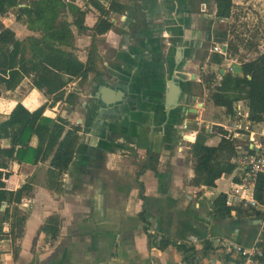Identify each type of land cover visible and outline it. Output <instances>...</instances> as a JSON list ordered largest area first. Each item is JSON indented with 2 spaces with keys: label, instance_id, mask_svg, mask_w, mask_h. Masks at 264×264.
I'll use <instances>...</instances> for the list:
<instances>
[{
  "label": "crops",
  "instance_id": "crops-1",
  "mask_svg": "<svg viewBox=\"0 0 264 264\" xmlns=\"http://www.w3.org/2000/svg\"><path fill=\"white\" fill-rule=\"evenodd\" d=\"M123 3L126 14H112L113 29L97 38L101 60L96 72L85 83L77 80L67 88V95L77 94V102H60L45 113L82 129L74 161L62 176L61 191L47 187L49 162L36 166L32 196L20 206L29 218L17 258L9 239L11 223L0 220V264H187L174 246L160 249L163 237L193 244L200 251L213 244L215 249L197 264H231L216 253L220 241L232 240L246 248L264 246L262 208H252L242 217L212 214L215 199L227 196L239 181L237 166L216 188L191 185L195 172L192 144L186 137L204 130L211 134L209 145L226 140L211 132L216 124H225L228 115L217 107L207 118L208 105H214L203 78L221 69L228 73L236 62L226 59L227 67L210 63L214 47L227 46L215 42L217 25L225 21L216 18L214 0ZM13 22L8 28L18 39L37 35L16 18ZM75 32L78 53L86 61L92 38ZM48 102L26 79L17 90L2 94L0 122L19 103L35 111ZM37 144L34 138L31 146ZM2 146L8 148L10 142L4 140ZM152 156L157 171L150 168ZM20 169L12 164L8 189L17 191L28 180ZM51 215L62 220L60 235L36 243ZM150 235L157 236L155 243Z\"/></svg>",
  "mask_w": 264,
  "mask_h": 264
},
{
  "label": "trees",
  "instance_id": "trees-1",
  "mask_svg": "<svg viewBox=\"0 0 264 264\" xmlns=\"http://www.w3.org/2000/svg\"><path fill=\"white\" fill-rule=\"evenodd\" d=\"M33 0L23 5L21 0H0V16L5 17L16 11V20L37 35L24 40L5 27L0 21V100L4 92H13L22 82L29 79L33 87L50 99L35 111L28 110L21 103L17 104L9 117L0 122V220L10 222L11 239L15 258L20 253L29 213L20 206L31 198L34 190L35 168L49 162L47 187L59 193L62 188V176L74 161L81 141L80 126H74L61 116L50 118L45 115L48 108L58 103L75 104L76 93L67 95L71 82L81 80L85 83L89 75L96 72L101 56L97 38L107 34L114 27L109 17L112 14H126L128 8L123 0ZM216 18L219 21L230 20L233 16L234 0H214ZM92 38L86 61H82L76 46V32ZM215 42L227 44L226 55L214 53L210 63L221 66L226 59L234 60L243 67L244 78L234 77L228 72H210L203 78L209 91L210 101L215 107L224 110L226 115H233L238 103H245L250 118L255 123H264V52L253 55L252 50L242 53L239 43L229 40L226 31H216ZM247 46V44L245 45ZM250 47L253 45L249 44ZM254 50L258 51L255 46ZM222 134H226L220 130ZM210 133L202 130L196 142L190 147L195 177L191 181L194 187L216 188L218 181L229 177L235 170L232 163L234 149L224 140L220 145H209ZM36 138L38 144L31 146ZM8 140L5 148L2 141ZM17 163L22 174L28 176L26 183L17 191L8 189L7 181L12 176L11 166ZM158 162L151 158L150 168L157 171ZM144 168H142L143 170ZM264 176L258 180L255 197L264 204ZM6 208L3 210V206ZM252 208L227 205V196L221 194L213 202L214 217L231 218L247 215ZM144 217V215H143ZM145 221V218H143ZM62 220L59 215H51L44 222L36 243L42 237L52 241L60 235ZM3 236V227H0ZM151 242L157 236L150 235ZM158 242V241H157ZM165 250L174 246L187 264H197L199 259L214 250L208 243L203 250L193 244L177 243L163 237L158 243ZM230 263L229 257L223 258Z\"/></svg>",
  "mask_w": 264,
  "mask_h": 264
},
{
  "label": "built area",
  "instance_id": "built-area-1",
  "mask_svg": "<svg viewBox=\"0 0 264 264\" xmlns=\"http://www.w3.org/2000/svg\"><path fill=\"white\" fill-rule=\"evenodd\" d=\"M214 52L222 54V47H214ZM228 72L232 73L233 69L229 67ZM216 125L218 127L211 132L233 144L232 163L240 171L239 181L227 193V205L262 208L264 211V204L255 197L258 180L264 176V123L253 122L247 105L238 103L233 115L227 116L226 123ZM187 127L186 125L185 128ZM220 130L226 134H222ZM186 138L194 144L197 135L192 134ZM260 244L246 248L235 241L224 240L219 242L216 253L223 258L229 257L231 264H264V246Z\"/></svg>",
  "mask_w": 264,
  "mask_h": 264
},
{
  "label": "rangeland",
  "instance_id": "rangeland-1",
  "mask_svg": "<svg viewBox=\"0 0 264 264\" xmlns=\"http://www.w3.org/2000/svg\"><path fill=\"white\" fill-rule=\"evenodd\" d=\"M31 1L33 0H21V3L25 5ZM210 8L212 6L208 7V12H210ZM15 18V10L3 18L0 16L5 27H11ZM217 21L214 19V22ZM218 25V31L223 30L227 32L228 41L232 40L239 43L242 53H248L247 50L250 49L252 50L251 53L255 56L256 53L264 50V0H236L232 18L223 23H218ZM17 29L21 33L23 26L20 25ZM246 44L247 46H245ZM249 44L253 46L250 47ZM258 45L262 46V49L260 51L254 50L255 46L258 47ZM202 67L207 66L202 65ZM223 67H227V64L224 63ZM208 109L210 112L207 114V118H212V113L215 114L218 111V108L212 105H208Z\"/></svg>",
  "mask_w": 264,
  "mask_h": 264
},
{
  "label": "water",
  "instance_id": "water-1",
  "mask_svg": "<svg viewBox=\"0 0 264 264\" xmlns=\"http://www.w3.org/2000/svg\"><path fill=\"white\" fill-rule=\"evenodd\" d=\"M226 52H227V46L224 45L223 48H222V54H226ZM230 67L233 69L232 74H233L234 77L244 78L243 67H242L241 64L236 63V62H233V63H231ZM220 72H221V75L227 74V70L226 69H221ZM173 95L174 94H172L171 96H173ZM169 106L172 107L173 104L171 103V104H169ZM182 110L184 112V114L182 115V118H184L185 117L186 109L184 108ZM191 112L194 113V114L196 113L195 110H192ZM5 207H6V205L3 206V210L5 209Z\"/></svg>",
  "mask_w": 264,
  "mask_h": 264
}]
</instances>
